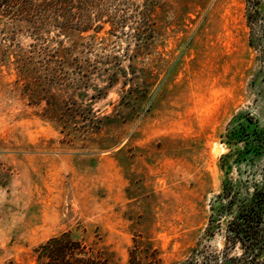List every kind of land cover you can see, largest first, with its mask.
Segmentation results:
<instances>
[{
    "label": "rangeland",
    "instance_id": "obj_1",
    "mask_svg": "<svg viewBox=\"0 0 264 264\" xmlns=\"http://www.w3.org/2000/svg\"><path fill=\"white\" fill-rule=\"evenodd\" d=\"M254 1L114 0L81 38L0 17V264L65 232L112 264L134 240L163 264L220 250L225 189L264 173Z\"/></svg>",
    "mask_w": 264,
    "mask_h": 264
},
{
    "label": "trees",
    "instance_id": "obj_2",
    "mask_svg": "<svg viewBox=\"0 0 264 264\" xmlns=\"http://www.w3.org/2000/svg\"><path fill=\"white\" fill-rule=\"evenodd\" d=\"M112 1L0 0V17L24 21L34 36L53 30L57 35L81 38L95 19L105 17L104 7ZM249 2L252 6L257 4L254 0ZM45 58L48 62L53 60L51 55ZM223 194L229 214L222 231L223 246L218 251H211L207 246L191 247L186 258L174 264H264V173L247 199L237 198L229 188ZM232 207L236 208L235 212ZM215 229L221 230L220 219L211 217L204 233L213 237ZM127 256L125 264L164 263L156 249L140 247L136 240ZM33 257V264H112L100 250L76 240L69 232L37 244Z\"/></svg>",
    "mask_w": 264,
    "mask_h": 264
}]
</instances>
